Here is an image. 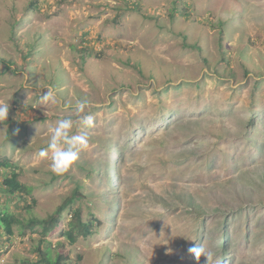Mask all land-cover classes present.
I'll return each instance as SVG.
<instances>
[{
    "label": "rangeland",
    "instance_id": "rangeland-1",
    "mask_svg": "<svg viewBox=\"0 0 264 264\" xmlns=\"http://www.w3.org/2000/svg\"><path fill=\"white\" fill-rule=\"evenodd\" d=\"M33 1L0 0V157L32 187L8 195L0 170V210L45 218L78 189L101 224L72 245L46 235L66 264H205L193 244L211 264H264V0ZM83 114L94 126L70 135L89 147L56 175L38 152ZM20 228L1 232L0 264L38 260V229Z\"/></svg>",
    "mask_w": 264,
    "mask_h": 264
},
{
    "label": "trees",
    "instance_id": "trees-1",
    "mask_svg": "<svg viewBox=\"0 0 264 264\" xmlns=\"http://www.w3.org/2000/svg\"><path fill=\"white\" fill-rule=\"evenodd\" d=\"M37 4L38 0H34L31 3L33 7H36ZM169 117H171V114L168 116V118ZM173 118L176 119L175 116ZM143 134V131L137 133V135L140 136H143ZM112 146L113 148L111 149L116 155V161L118 156L121 157L119 155L120 149L117 148L115 144H112ZM109 168H113L112 170H114V166H110ZM3 169L12 170L11 172L6 171V176L1 181V185L7 190L8 195L10 194L12 196H20L25 198L31 193L32 187L22 183L18 179L19 172L16 171V166L5 156L0 157V170ZM109 170L110 169H108L107 173H109ZM79 193L80 191L75 189V191L70 196H68L62 204H60L51 214L45 218L30 217L23 221L11 214L10 211L0 210V234L1 232L5 233L7 238L13 235V227L15 225L22 228H20V234L22 235L26 233V231H24L26 228L32 230L37 228L40 237L38 239L39 244L36 247V254H38L39 258L35 264H66L68 255L64 256L61 252H56L54 255H52V245L46 240V235L53 231H58L59 235L67 242V244L72 245L78 237L86 238L92 235L96 231V228L101 224L99 218L95 217L93 214H90V216L84 218L81 208L74 207V203H76L80 198L78 195ZM81 195L84 196L82 193ZM66 208L69 210V218L65 228H63L61 216ZM200 215L203 217L204 211H202ZM221 224L223 225L224 221ZM220 238L222 240L219 248L223 252L220 261H222L227 259L226 246L228 242V236L223 234L220 236ZM44 242L45 245L43 249L42 244Z\"/></svg>",
    "mask_w": 264,
    "mask_h": 264
},
{
    "label": "clouds",
    "instance_id": "clouds-1",
    "mask_svg": "<svg viewBox=\"0 0 264 264\" xmlns=\"http://www.w3.org/2000/svg\"><path fill=\"white\" fill-rule=\"evenodd\" d=\"M46 89L42 98L46 101H51L57 104L58 100L54 91L50 87H43ZM76 111L78 114L84 113L86 107H90L87 101L77 100ZM9 105H0V120H4L8 115ZM75 124L85 127L94 126V118L90 114L78 115V120L74 122L71 119H62L58 121L57 125L50 129L49 139L47 141V148L39 150L40 157H47L51 152V159L49 163V170L56 175H63L66 173L71 165L78 160L79 152L86 150L89 147V137L86 132H80L77 135H70ZM195 241V237L188 239ZM187 251L192 254L194 259L199 262L200 257L205 258V264H211L213 253L202 244H193Z\"/></svg>",
    "mask_w": 264,
    "mask_h": 264
}]
</instances>
